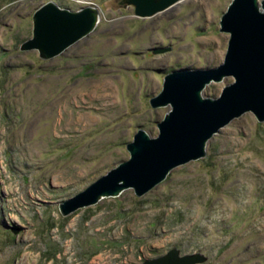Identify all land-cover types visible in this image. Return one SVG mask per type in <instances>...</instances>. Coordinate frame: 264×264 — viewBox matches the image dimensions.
I'll list each match as a JSON object with an SVG mask.
<instances>
[{"label":"rangeland","instance_id":"1","mask_svg":"<svg viewBox=\"0 0 264 264\" xmlns=\"http://www.w3.org/2000/svg\"><path fill=\"white\" fill-rule=\"evenodd\" d=\"M45 1L0 0V264H139L172 246L208 255L195 264H264V120L252 110L147 192L128 187L66 215L58 207L128 158L139 126L158 133L170 105L149 98L166 72L223 60L230 0H180L151 16L120 0H54L93 3L100 19L47 59L20 48Z\"/></svg>","mask_w":264,"mask_h":264},{"label":"water","instance_id":"2","mask_svg":"<svg viewBox=\"0 0 264 264\" xmlns=\"http://www.w3.org/2000/svg\"><path fill=\"white\" fill-rule=\"evenodd\" d=\"M120 1L133 4L136 15L151 16L180 0ZM99 19L100 8L93 3L71 9L45 1L34 10L32 35L20 48H36L40 57L50 58L91 32ZM219 23L220 30L229 32L223 60L215 66L166 72L162 88L149 98L152 106L170 105L156 122L158 133L150 135L139 126L126 142L129 157L59 201L63 215L128 187L138 195L147 192L175 165L204 156L209 137L245 110L264 120V0H230ZM229 75L234 79L218 95L202 94L207 83ZM207 257L201 250L181 252L172 246L139 264H195Z\"/></svg>","mask_w":264,"mask_h":264},{"label":"bare ground","instance_id":"3","mask_svg":"<svg viewBox=\"0 0 264 264\" xmlns=\"http://www.w3.org/2000/svg\"><path fill=\"white\" fill-rule=\"evenodd\" d=\"M169 8V7H168ZM170 8H171V6H170Z\"/></svg>","mask_w":264,"mask_h":264}]
</instances>
